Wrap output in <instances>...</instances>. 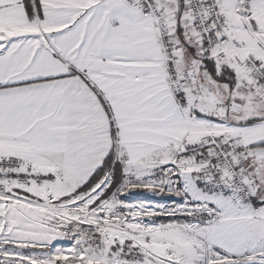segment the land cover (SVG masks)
Here are the masks:
<instances>
[{
	"label": "rangeland",
	"instance_id": "1",
	"mask_svg": "<svg viewBox=\"0 0 264 264\" xmlns=\"http://www.w3.org/2000/svg\"><path fill=\"white\" fill-rule=\"evenodd\" d=\"M160 2L165 12L174 10L177 14L178 8L170 2ZM182 6L188 14V7ZM221 9L230 23L235 49L245 59L247 52H253L264 62V0H221ZM186 14L181 16V25L187 26L188 32L191 22ZM172 19L171 27L176 32L180 25L176 16ZM235 28L239 31L237 36L246 40L243 42L258 43L250 47L242 45L239 37L234 38ZM189 37L198 51L195 38ZM223 65L228 66L227 61ZM195 78L196 82L189 87L193 94L189 102L193 116L227 125L264 116V104L259 101L260 97L264 101V97L258 85L244 84L232 88L229 94L228 85L220 87L209 77L195 75ZM234 102L239 106L238 113L232 109ZM242 125H260L249 130V135L254 144L264 142V122ZM222 134L208 125H200L190 130L187 138L192 140L193 136V142L187 143V139L174 161H166L160 167H157L160 163H147L140 168L134 164L128 167L126 163L125 181L108 194L110 175L95 182L90 190L86 183L102 170L114 145L95 146L94 154L74 155L72 152L77 148L67 151L68 157L74 159L66 163L74 173L69 176H62L61 172L54 177L32 173L26 161L14 165L16 176L0 178V190L4 191H0V262L264 264V147L252 149L254 144L247 143L251 153L243 162L247 167L252 164L255 174L252 178L260 188L253 204L263 205L262 210L254 211L251 203L241 204L235 198H223L205 190L197 177L201 160L194 151L196 145L210 137L228 138ZM85 135L94 140L93 133L86 131ZM105 139L102 134L95 140L100 143ZM117 148V158L122 161L125 159L122 147ZM9 158L0 157V161L6 163ZM147 182L151 184L144 185ZM203 235L214 240L205 243L201 241ZM16 244L27 248H15Z\"/></svg>",
	"mask_w": 264,
	"mask_h": 264
},
{
	"label": "crops",
	"instance_id": "2",
	"mask_svg": "<svg viewBox=\"0 0 264 264\" xmlns=\"http://www.w3.org/2000/svg\"><path fill=\"white\" fill-rule=\"evenodd\" d=\"M163 1L178 8L176 15L171 10L180 25L172 36L179 49L175 63L184 69L193 67L202 46L192 24L188 32L181 25L184 2ZM234 32L242 45L252 46L237 36L236 28ZM188 35L195 38L198 51ZM158 37L152 18L144 16L139 3L37 0L29 15L25 0H0V157L23 159L30 172L54 177L59 175L56 172L74 174L66 165L74 160L67 155L70 149L77 148L74 155L94 154L95 146H113L114 129L128 167L137 168L174 161L187 139L193 142V136L187 138L190 130L200 125L228 138L239 134L254 144L249 130L260 125L218 124L193 116L191 87L184 93V103L179 102L169 87L170 64ZM233 47L228 49L227 64L236 82L227 86L229 94L252 84L244 56ZM259 101L264 104L261 97ZM232 109L240 112L236 102ZM86 131L93 133L94 140L86 137ZM102 134L105 142H96ZM248 157L243 156L239 164L253 179L252 164L243 163Z\"/></svg>",
	"mask_w": 264,
	"mask_h": 264
},
{
	"label": "built area",
	"instance_id": "3",
	"mask_svg": "<svg viewBox=\"0 0 264 264\" xmlns=\"http://www.w3.org/2000/svg\"><path fill=\"white\" fill-rule=\"evenodd\" d=\"M127 3L142 5L144 16L152 18L163 47L165 60L170 64L168 81L174 95L183 93L185 88L194 84L196 70L206 58L224 63L228 59V49L234 46L230 36V23L221 11V0H183L188 7V17L192 24L196 41L202 46V55L196 65L178 69L176 59L179 49L172 39L173 19L171 13L165 12L159 0H126ZM233 44V45H231ZM230 45V46H229ZM245 71L248 79L259 86L264 97V62L253 52H247ZM203 145H211V160L207 158L197 169L198 180L216 191L221 197H232L241 204L252 203L257 197V186L247 179L244 171L237 166L243 154H250L251 147L241 137L227 139L210 137L203 140ZM4 163L0 161V178L16 176V164L24 160L11 157ZM1 193H4L3 190Z\"/></svg>",
	"mask_w": 264,
	"mask_h": 264
},
{
	"label": "trees",
	"instance_id": "4",
	"mask_svg": "<svg viewBox=\"0 0 264 264\" xmlns=\"http://www.w3.org/2000/svg\"><path fill=\"white\" fill-rule=\"evenodd\" d=\"M25 3H26V6H27V10H28L29 15L32 14L34 9H35V4L37 3V0H25ZM196 63H197V61L194 62V65H196ZM180 69H184V68H180ZM170 70H171V67H169V71ZM197 75H198V78H201V76H203L206 79H208V77H209V78L213 79L212 81H216L220 85L224 84V85H229L231 87L236 82L235 75L233 74L231 68L229 66H226V65L221 66V63L218 60H216V59H208V58H206L202 63H200L199 66L197 67V70H196V77H197ZM84 79L89 82V80L86 77H84ZM196 80H197V78H196ZM196 80H195V82H196ZM192 86L193 85H191L189 87H192ZM189 87L185 88L183 93L175 95L179 99V102L184 103V101H185L184 93H185L186 89H188ZM209 88H210V86H209ZM200 98H202V97H199V100H200ZM101 100L103 101V104L105 106V109H106L107 113L110 116H112L110 107L107 106V104L105 103V101H104V99L102 97H101ZM197 102H198V99H197ZM255 121H264V116L258 117L257 119H250V120L244 122L243 124L254 123ZM114 137H115V140H116L115 129H114ZM215 138L216 139H220L222 137H216L215 136ZM117 147H118V144H116V141H115L113 149L111 150L110 156L107 157V159H105V163L102 164V167L100 166L102 168V170L100 169V171L96 172L94 174V176L91 177L89 179V181L86 183V187L89 185V187H87L88 190H90V188H92V186L95 184V182H98V181L102 180V178H104V177L107 178V175L108 176L110 175L109 177H111V180H112L111 185L109 184L110 185V189L108 187L109 191L107 192V194L109 192L111 193V191H113L114 188L116 189L118 186H120L123 183V181H125V179H126V169H127L126 159L121 161V160H119L117 158V150H118ZM211 147L212 146L209 145V144L203 145L202 142L199 145H196V148L194 149V151H196V153L200 157L201 161L199 162V164L200 163L201 164L204 163L206 160H208L207 158H209L210 160L212 159L211 158V153H210ZM251 147H252V149H261V148L264 147V142L258 143V144H254ZM245 155H249L250 156V154L241 155L239 157V159H238V164H237V166L240 167L243 171H244V169L239 164V160ZM245 172L244 173H245L247 179H249L248 172L247 171H245ZM159 174L161 175L162 173H159ZM96 178H98V179H96ZM109 180H110V178H109ZM249 181L253 182L257 186V196H258L260 188H259V185H258L257 181L254 178L253 179L250 178ZM199 182H200V185L202 187H204L205 190H212V189L207 188L202 181L199 180ZM147 184H151V182L144 183V185H147ZM111 186H112V188H111ZM212 191H214V190H212ZM214 192L217 193L216 191H214ZM104 194H105V192H104ZM255 199H253V201H252V203L250 205H254L253 202L256 203ZM262 206L255 205L254 207L258 209V208H262ZM213 240H214L213 237L206 236V235H203V238H201V241H203L205 243H211ZM14 247L15 248L16 247L27 248V246H22V245H19V244L14 245Z\"/></svg>",
	"mask_w": 264,
	"mask_h": 264
}]
</instances>
